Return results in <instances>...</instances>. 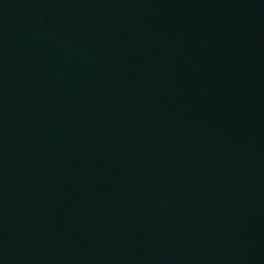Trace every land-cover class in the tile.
I'll list each match as a JSON object with an SVG mask.
<instances>
[{
  "label": "water",
  "instance_id": "obj_1",
  "mask_svg": "<svg viewBox=\"0 0 264 264\" xmlns=\"http://www.w3.org/2000/svg\"><path fill=\"white\" fill-rule=\"evenodd\" d=\"M0 264H264V0H0Z\"/></svg>",
  "mask_w": 264,
  "mask_h": 264
}]
</instances>
